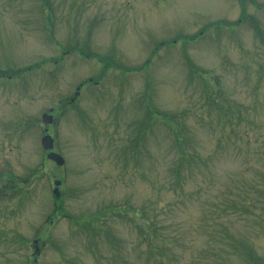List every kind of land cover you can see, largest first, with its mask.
<instances>
[{
  "label": "rangeland",
  "instance_id": "rangeland-1",
  "mask_svg": "<svg viewBox=\"0 0 264 264\" xmlns=\"http://www.w3.org/2000/svg\"><path fill=\"white\" fill-rule=\"evenodd\" d=\"M0 264H264V0H0Z\"/></svg>",
  "mask_w": 264,
  "mask_h": 264
},
{
  "label": "trees",
  "instance_id": "trees-1",
  "mask_svg": "<svg viewBox=\"0 0 264 264\" xmlns=\"http://www.w3.org/2000/svg\"><path fill=\"white\" fill-rule=\"evenodd\" d=\"M175 134L178 135L177 133H175ZM177 141H178V143H180V141H181L180 136L178 137ZM176 154L178 157L177 162H176L177 166H175V168L172 170V173H174L176 179H175V182L170 186V189L181 188V185H180L181 181L180 180L183 178V176L186 177V173L183 172V169H184L183 166L186 164L191 165L192 163H194V159L192 158L189 151L181 150V151H177ZM152 227H154V226H152Z\"/></svg>",
  "mask_w": 264,
  "mask_h": 264
},
{
  "label": "water",
  "instance_id": "water-1",
  "mask_svg": "<svg viewBox=\"0 0 264 264\" xmlns=\"http://www.w3.org/2000/svg\"><path fill=\"white\" fill-rule=\"evenodd\" d=\"M52 121V116L51 115H44V123L49 124ZM42 146L45 150H53L54 147V140L50 135H47L42 138ZM48 158L52 159L55 161L58 165H63L64 164V158L59 155L58 153H55L54 151L50 152L48 154ZM56 185H60V181H56ZM55 194L59 195L58 189H55Z\"/></svg>",
  "mask_w": 264,
  "mask_h": 264
},
{
  "label": "flooded vegetation",
  "instance_id": "flooded-vegetation-1",
  "mask_svg": "<svg viewBox=\"0 0 264 264\" xmlns=\"http://www.w3.org/2000/svg\"><path fill=\"white\" fill-rule=\"evenodd\" d=\"M51 112H52V109H51ZM52 119H53V117H52ZM46 133H47V129H45V135H46ZM45 135H44V136H45ZM45 151H46V157H47V159L49 160V162L54 163L52 159L48 158V154H49L48 150H45ZM52 151H53V150H52ZM13 182H15V184H16V181H13ZM14 186H16V185H14Z\"/></svg>",
  "mask_w": 264,
  "mask_h": 264
}]
</instances>
